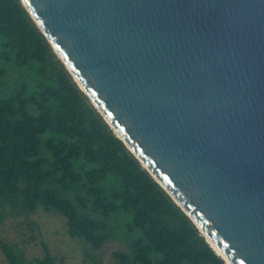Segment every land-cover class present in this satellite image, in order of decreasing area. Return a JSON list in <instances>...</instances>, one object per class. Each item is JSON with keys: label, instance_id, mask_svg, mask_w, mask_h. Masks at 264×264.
Returning a JSON list of instances; mask_svg holds the SVG:
<instances>
[{"label": "water", "instance_id": "water-1", "mask_svg": "<svg viewBox=\"0 0 264 264\" xmlns=\"http://www.w3.org/2000/svg\"><path fill=\"white\" fill-rule=\"evenodd\" d=\"M227 264H264V0H21Z\"/></svg>", "mask_w": 264, "mask_h": 264}, {"label": "trees", "instance_id": "trees-1", "mask_svg": "<svg viewBox=\"0 0 264 264\" xmlns=\"http://www.w3.org/2000/svg\"><path fill=\"white\" fill-rule=\"evenodd\" d=\"M0 223L55 212L117 264H227L116 135L21 0H0ZM9 264L29 259L1 241ZM92 258V255H89Z\"/></svg>", "mask_w": 264, "mask_h": 264}, {"label": "rangeland", "instance_id": "rangeland-1", "mask_svg": "<svg viewBox=\"0 0 264 264\" xmlns=\"http://www.w3.org/2000/svg\"><path fill=\"white\" fill-rule=\"evenodd\" d=\"M2 240L18 245L29 259L43 257L49 251L58 264H117L114 252L122 248L119 243L111 242L101 250H92L85 242L69 237L57 213L43 210L29 220L9 217L0 223V264H9L1 249Z\"/></svg>", "mask_w": 264, "mask_h": 264}]
</instances>
